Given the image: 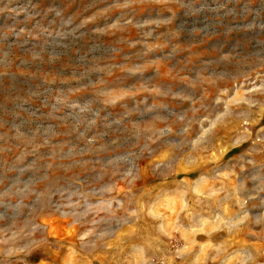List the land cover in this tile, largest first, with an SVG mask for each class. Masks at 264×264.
Segmentation results:
<instances>
[{
  "label": "clouds",
  "instance_id": "1",
  "mask_svg": "<svg viewBox=\"0 0 264 264\" xmlns=\"http://www.w3.org/2000/svg\"><path fill=\"white\" fill-rule=\"evenodd\" d=\"M262 121L264 0H0V264H264Z\"/></svg>",
  "mask_w": 264,
  "mask_h": 264
},
{
  "label": "rangeland",
  "instance_id": "2",
  "mask_svg": "<svg viewBox=\"0 0 264 264\" xmlns=\"http://www.w3.org/2000/svg\"><path fill=\"white\" fill-rule=\"evenodd\" d=\"M59 3H61L62 7L64 8L66 15H73L77 18H83L85 16H92L93 14L101 13V10L105 9L110 3H112V0H59ZM41 6L43 7L44 5L42 4ZM164 11L167 10L165 9ZM147 13H148L147 7H142L137 10V16L146 15ZM107 15L109 18L115 17L116 15H119V10L113 9ZM103 19H105L104 15H99L96 22L100 23ZM116 35L120 36L123 40H128V39L140 40V36L135 29H122L119 33H116ZM106 42L122 47L124 52H135L139 49V45H137V48L133 49V48H128L123 44H119V42L115 41L112 36H109ZM198 50L200 57L209 55L204 45H197L193 48V51H198ZM195 59L197 58L194 57L193 62H195ZM149 71H151V69H149ZM121 75H123V73H121ZM162 78H166V77H162ZM261 124L264 125V121H262ZM244 147H247V145H245ZM242 150L243 149H233L229 153V157L238 154ZM146 176H147V171H146ZM52 224L54 228H59V226L55 222H52ZM198 239H202V238H198ZM58 257H59V253H57L55 250H52L51 252H49L48 250H40L34 252L30 260L33 262V264H39L40 259L44 258L47 260V264H52V259H58ZM94 264H99V261H94Z\"/></svg>",
  "mask_w": 264,
  "mask_h": 264
}]
</instances>
